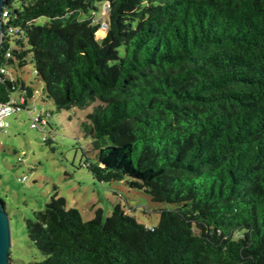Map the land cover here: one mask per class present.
Returning a JSON list of instances; mask_svg holds the SVG:
<instances>
[{
	"label": "trees",
	"instance_id": "obj_1",
	"mask_svg": "<svg viewBox=\"0 0 264 264\" xmlns=\"http://www.w3.org/2000/svg\"><path fill=\"white\" fill-rule=\"evenodd\" d=\"M4 12L0 103L16 92L29 107L13 70L33 63L58 111L92 106L78 123L92 175L173 205L148 227L121 206L84 220L55 194L26 220L44 255L30 264H264V0H5Z\"/></svg>",
	"mask_w": 264,
	"mask_h": 264
},
{
	"label": "rangeland",
	"instance_id": "obj_2",
	"mask_svg": "<svg viewBox=\"0 0 264 264\" xmlns=\"http://www.w3.org/2000/svg\"><path fill=\"white\" fill-rule=\"evenodd\" d=\"M97 5V17L106 20L105 3ZM46 20L42 17L38 21ZM13 72L34 90L27 103L29 108L53 111L55 125L53 134L32 127L31 114L23 109L6 117L5 126L0 129V198L11 222L10 264H30L44 259L29 238L26 220L34 218V212L44 209L55 194L65 197L67 207L77 208L84 220L95 218L98 211L106 220L121 206L146 226H157L162 210L172 209V204L155 201L146 191L120 181L101 182L86 165L88 159H96L97 151L91 140L81 134L78 123L92 111V106L58 111L46 97L43 81L33 63ZM14 96L19 100L18 93ZM44 137L52 142H45ZM23 177L26 180H21Z\"/></svg>",
	"mask_w": 264,
	"mask_h": 264
},
{
	"label": "water",
	"instance_id": "obj_3",
	"mask_svg": "<svg viewBox=\"0 0 264 264\" xmlns=\"http://www.w3.org/2000/svg\"><path fill=\"white\" fill-rule=\"evenodd\" d=\"M5 0H0V47L4 34L3 11ZM105 35V31H100ZM12 247V231L9 214L6 211L5 204L0 201V264H10Z\"/></svg>",
	"mask_w": 264,
	"mask_h": 264
},
{
	"label": "built area",
	"instance_id": "obj_4",
	"mask_svg": "<svg viewBox=\"0 0 264 264\" xmlns=\"http://www.w3.org/2000/svg\"><path fill=\"white\" fill-rule=\"evenodd\" d=\"M107 9V8H106ZM7 17V13L3 11V23H5ZM10 57L11 54L8 53ZM2 73H9L6 69L1 70ZM21 104H26V100L23 97L22 93L19 94V101L16 98H12L7 103H0V129L5 126L6 117L10 116L12 113L18 112L22 110ZM31 114L32 123L31 126L35 128H41L46 125V116L45 110L38 109L34 107L33 109L26 107L25 108ZM22 180H26V177H23Z\"/></svg>",
	"mask_w": 264,
	"mask_h": 264
}]
</instances>
